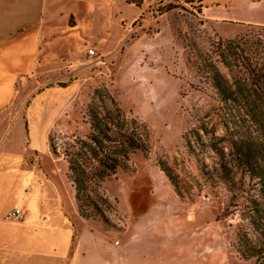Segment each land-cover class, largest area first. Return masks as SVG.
<instances>
[{"label":"rangeland","instance_id":"374dc122","mask_svg":"<svg viewBox=\"0 0 264 264\" xmlns=\"http://www.w3.org/2000/svg\"><path fill=\"white\" fill-rule=\"evenodd\" d=\"M195 6L180 0H158L130 27L127 37L119 43L115 36L110 37L104 50L95 46V40H77L71 52L61 51L67 58L50 71L49 84L38 87L20 105L25 112L32 98L46 87L74 84L75 91L69 89L64 94L69 99L63 107L66 115L58 116L42 138L51 158L67 160L72 147L88 139L91 126L87 106L96 90H108L122 111L146 125L150 151L145 156L138 152L128 169L119 170L102 184L101 193L107 201L98 202L103 215L82 203L88 215L80 214L82 217L101 224L109 242L120 240L126 245L129 252L125 263L119 264H250L237 250L238 232H252L243 203L247 195L232 198L226 184L210 180L202 169L205 165L211 169L219 158L211 145V137L216 134L221 138L220 149L239 165L238 178L248 182L232 141L258 138L259 130L245 110L218 98L204 68L215 60L223 69L216 54L218 42L230 38H239L242 44L250 38L258 42L260 46L253 55L264 64V27L243 25L233 35H224ZM90 48L97 51V56L89 54ZM258 74L264 81V70L259 69ZM57 97L48 95L51 100ZM55 140L61 141L59 147L54 145ZM161 162L170 167L184 198L175 192L159 166ZM133 176H141L138 181L146 180L145 192L157 190L159 203L152 221L160 239L137 227L125 234L117 229L123 219L119 213L123 187L129 182L131 187L138 186L131 182ZM247 190L248 195L258 194L256 187ZM168 225L170 247L166 246Z\"/></svg>","mask_w":264,"mask_h":264},{"label":"crops","instance_id":"0c3cea01","mask_svg":"<svg viewBox=\"0 0 264 264\" xmlns=\"http://www.w3.org/2000/svg\"><path fill=\"white\" fill-rule=\"evenodd\" d=\"M157 1L0 0V264L125 263L126 245L109 242L101 224L80 215L68 161L51 158L42 143L74 84L46 87L25 112L20 105L49 84L50 71L67 58L63 49L83 39L103 50L110 37L119 43ZM202 14L233 35L243 25L264 27V0H203ZM140 177H131L138 186L123 187L117 229L137 227L160 239L152 221L157 190L145 192Z\"/></svg>","mask_w":264,"mask_h":264},{"label":"trees","instance_id":"16d2710c","mask_svg":"<svg viewBox=\"0 0 264 264\" xmlns=\"http://www.w3.org/2000/svg\"><path fill=\"white\" fill-rule=\"evenodd\" d=\"M182 1L196 3L195 8L202 13L203 0ZM259 46L252 38L243 44L239 38L221 39L216 54L223 69L215 60H211L204 68L218 98L245 110L259 130L258 138L240 137L232 141L248 182L238 178L239 165L220 149L218 144L221 138H217L216 134L211 137L214 140L211 145L219 158L211 169L206 165L202 169L210 180L218 179L226 184L233 193L232 198L247 195L243 197V203L252 232L247 229L238 232L237 250L241 258L250 264H264V81L258 74L259 69L264 70V64L253 55ZM244 53L250 55L245 56ZM104 92L96 90L87 106L91 126L88 139L78 141L67 154L69 177L76 189L80 214L84 217L88 215L83 202L103 215L104 209L98 202V199L106 200L101 193L102 184L119 170L128 169L131 158L138 152L145 156L150 151L146 125L122 111L108 90ZM196 134L199 135V131ZM159 166L173 184L177 195L184 198L170 167L163 162ZM250 186L256 187L258 194L248 195L250 191L247 188Z\"/></svg>","mask_w":264,"mask_h":264},{"label":"built area","instance_id":"2783aa9c","mask_svg":"<svg viewBox=\"0 0 264 264\" xmlns=\"http://www.w3.org/2000/svg\"><path fill=\"white\" fill-rule=\"evenodd\" d=\"M88 52H89V54H90L91 56H97V51H96L94 48H90V49L88 50ZM60 144H61V141H60V140H55V141H54V145H55L56 147H59ZM20 213H21V210L17 208V209L15 210V212L13 213V215H18V214H20Z\"/></svg>","mask_w":264,"mask_h":264}]
</instances>
